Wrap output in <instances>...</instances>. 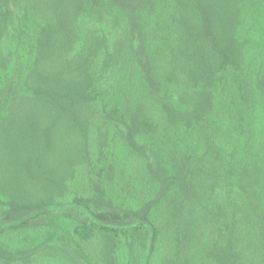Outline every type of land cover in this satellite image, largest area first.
Instances as JSON below:
<instances>
[{
	"label": "rangeland",
	"instance_id": "obj_1",
	"mask_svg": "<svg viewBox=\"0 0 264 264\" xmlns=\"http://www.w3.org/2000/svg\"><path fill=\"white\" fill-rule=\"evenodd\" d=\"M113 1L118 11L129 10V29L126 32L129 57L140 62L145 79L150 67L155 69L153 85L156 90L160 91L162 87L164 92L169 93L175 85L178 90H183L174 72L165 70L166 66H170L173 68L171 71H178L182 82L187 85L186 90L193 94L195 90L198 92L197 105L202 110L199 115L208 116L211 113L214 116L215 112L210 111V92L224 98L233 83L236 86L231 92L241 101L251 84V78L246 79L244 73L248 74L252 62L259 57L258 44L264 28V0H232L224 3V11L230 10L229 17H234L233 28L224 36L225 39L233 29L236 30L240 14L245 20V15L252 20L249 21L250 35L240 45L231 37L228 38L230 44H226V41L219 43L211 36L207 9L212 0ZM72 2H62V8L68 7L75 12H72V19L66 25L57 23L61 27L60 34L79 22L78 16L85 7L79 0ZM111 2L102 0L99 3L108 16L109 28L103 34L105 38L102 37V41L100 39L96 45L92 42L96 57L99 55V61L107 68V73L115 59V52L110 53L111 45L108 47L109 38L115 47ZM19 4V0H0V42L3 29L13 32L16 25L14 16L7 20L5 11L9 8L17 14ZM42 5L45 8V3ZM145 5L155 6L159 12L155 11L157 15L154 13L153 16L150 14L148 21L141 23L140 13ZM116 40L118 42L119 38L116 37ZM75 41L66 40L60 46L61 52H58L55 60L52 56L50 67L46 64L34 70L29 58L18 54L11 58L8 72L0 73V115L10 104H14L13 101L17 105V134L11 136V133L3 131L4 135L0 136V264H130L131 248L129 241L120 238L117 233L120 230L118 217H125V222H128L127 217L138 214V208L131 201L141 194L142 198H147V202L150 200L158 204V213L154 214L157 220V214L163 212L162 206L169 195L172 198L171 207L167 214L163 212L168 237L170 215L180 195L176 181L177 168L186 162L193 150L216 138L224 130L225 126L209 132L199 141H193L187 146V157L178 163L177 153L174 154L170 158L171 162L175 157L173 169L165 171L158 166L162 157L158 158L155 153L156 144L160 143H149L147 137L151 133L147 135L135 131L127 135L125 127L123 132L119 124H125L124 118L118 115L114 123L122 136L114 138L118 144L128 148L134 149V144L140 145L141 149L129 156L135 161L140 160V164L130 166L129 157L110 144V154H118L120 168H98V162H94V159L100 155L91 149L94 137L89 133L96 122L93 119L95 113L88 109L92 103L84 100L89 86L84 87L83 83L90 80L94 87L89 89L102 90L104 83L108 80L114 82L120 76L108 73L107 79L106 76L97 75L101 67L95 64L94 59L86 67L81 54L84 46L77 45ZM195 43L199 47H196L194 54L192 45ZM212 57H220L214 68L206 62ZM231 57H235V64ZM190 64L197 67L191 69ZM110 72L112 74V70ZM106 93H100L99 101L105 98ZM100 106L97 105V109L100 110ZM235 112L236 109L227 116L226 124L232 121ZM173 122L180 123L181 118L174 117ZM209 123L214 125L215 119ZM159 131L160 135L165 136L166 125L160 127ZM175 132L183 133L184 130L175 129ZM149 146L154 150L147 151L145 148ZM148 156L156 164L149 169ZM96 168L95 175L90 173ZM19 169L22 172L17 174ZM97 174L100 182L95 183L90 176L94 178ZM28 193L35 194L39 203L37 206L26 207L22 203L21 199ZM82 225H87L89 233L86 239L80 240L74 230ZM151 240L152 234L142 250L150 247ZM168 244L169 240L163 238L160 258L168 254ZM148 252L149 249L140 253L145 255V261Z\"/></svg>",
	"mask_w": 264,
	"mask_h": 264
},
{
	"label": "trees",
	"instance_id": "obj_2",
	"mask_svg": "<svg viewBox=\"0 0 264 264\" xmlns=\"http://www.w3.org/2000/svg\"><path fill=\"white\" fill-rule=\"evenodd\" d=\"M101 1L79 0V3L85 5L81 10V16H78L79 22L73 23V26L61 34L59 32L61 27L57 23L66 25L72 19V12H75L68 7L62 8L63 0H19L17 14L7 8L5 11L7 20L14 16L16 25L13 32L3 29L1 33L0 73L8 72L11 58L18 54L26 55L34 70H39L46 64L50 67L52 56L54 60L57 59L55 56L61 52L60 46L64 45L66 40L72 39L76 40L77 45L84 46V52L81 54L84 56L86 67L87 63L94 59L95 64L101 67L96 72L97 75L106 76L107 79L108 73L119 75L118 80L114 82L108 80L104 83L102 90L89 89L94 87L90 80L83 83L84 87L89 86L84 100L86 103L88 101L92 103L88 109H92L97 117L93 118L96 122L89 132L94 137L91 149L100 155L94 162H98V168L104 170L108 166L112 169L120 168L118 154L114 156L110 154V144H113L116 150L118 147V152L128 157L141 149L138 144H134L133 149L117 143L114 137L122 136L114 123L118 115L124 118L125 124L118 123L123 127V132L125 127L127 135L135 131L147 135L151 133L147 137L149 143H160L156 144L155 153L158 158L162 157L158 166L165 171L173 169L172 161L175 157L171 162L170 158L174 154L177 153L176 163L180 159L184 160L189 150L188 145L225 126L220 135L193 150L186 162L177 168L176 181L180 195L172 216L170 215L168 237L163 217L171 207L172 198L170 199L169 195L162 206L165 214L163 215V212L157 214V220L154 214L158 213V204L150 200L147 202V198H142L141 194L137 195L131 204L138 208V214L133 213L132 218L127 217L128 222H125V217H118L120 230L117 233L120 238L129 241L130 264H140L142 260L144 262L141 264H264V28L258 44L259 57L252 62L248 74L244 73L246 79L251 78V84L241 101L239 102L238 96L231 92L236 86L234 83L224 98L215 92L212 94L211 91L210 111L215 114L202 116L199 115L202 112L201 107L197 105L198 92L195 90L193 94L192 91L186 90L187 85L182 82L178 71H171L172 67L166 66L165 70L168 73L174 72L177 83L183 90H178L176 85L169 93L164 92L162 87L160 91L156 90L153 85L156 78L155 69L152 67L145 79L140 62L129 57L127 50L129 10L118 11L113 0L111 2L113 17H110L113 19L112 37L115 39V47L110 38L108 47L111 45L110 53L115 52V59L107 73V68L101 64L99 55L96 57L94 50V44L96 45L100 39L102 41L103 34L109 28L108 16L105 15L103 6L100 7L102 4L99 5ZM229 1L232 0H212L207 9L210 33L219 43L226 41V44H230L228 38L231 37L240 45L243 39L250 35L249 21L252 20L246 15L245 20L240 14L236 30L233 29L230 36L225 39L224 36L230 33L234 21V17H229L230 10L225 12L223 8L224 3ZM70 2L73 4L72 0ZM44 3L45 8L42 5ZM142 10L141 23L147 22L150 14L153 16L159 12L155 6L148 5ZM247 15L249 16L250 12ZM116 37L119 38L118 42ZM194 45L192 46L195 54L196 47L199 46L196 43ZM219 59L220 57H212L206 62L214 68ZM231 60L236 63L235 57H231ZM190 66L191 69L197 67L192 64ZM104 91H107L103 96L105 98L99 101L100 93ZM13 103L0 115V136L4 135L3 131L6 134L11 133V136L17 134L15 120L17 105L15 101ZM97 105H101L100 110L97 109ZM235 109L232 121L226 124L229 118L227 116ZM174 117L181 118V122H173ZM212 119H215L214 125L209 123ZM164 125L166 137L159 133V128ZM171 129L173 132H170ZM175 129H183L184 132L178 133ZM145 149L154 150L151 146ZM129 163L135 167L140 164V160L135 161L129 157ZM153 165L156 164L151 162L148 156V169ZM98 168L90 173L95 175ZM17 172L20 174L22 170L19 169ZM98 174L97 178L90 176L95 183L99 181ZM171 180L172 176L169 178L170 182ZM21 201L26 207L39 204L33 193L26 194ZM74 233L80 240L86 239L89 233L87 225L75 228ZM150 234H152L150 247L142 250ZM163 238L169 240L168 254L160 258ZM148 249L145 261V255L140 253ZM82 259L86 261L83 257Z\"/></svg>",
	"mask_w": 264,
	"mask_h": 264
}]
</instances>
